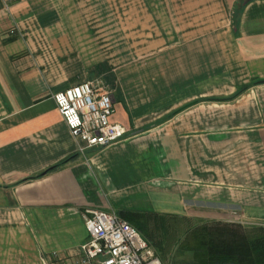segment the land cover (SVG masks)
<instances>
[{
	"label": "crops",
	"instance_id": "obj_1",
	"mask_svg": "<svg viewBox=\"0 0 264 264\" xmlns=\"http://www.w3.org/2000/svg\"><path fill=\"white\" fill-rule=\"evenodd\" d=\"M99 77L82 154L53 95ZM87 209L264 228V0H0V264H84Z\"/></svg>",
	"mask_w": 264,
	"mask_h": 264
},
{
	"label": "built area",
	"instance_id": "obj_2",
	"mask_svg": "<svg viewBox=\"0 0 264 264\" xmlns=\"http://www.w3.org/2000/svg\"><path fill=\"white\" fill-rule=\"evenodd\" d=\"M53 100L73 137L83 143L82 154L114 146L128 134L125 127L111 121L114 100L104 78L55 93ZM84 222L89 233L82 246L84 264H163L140 232L116 213L87 209Z\"/></svg>",
	"mask_w": 264,
	"mask_h": 264
},
{
	"label": "trees",
	"instance_id": "obj_3",
	"mask_svg": "<svg viewBox=\"0 0 264 264\" xmlns=\"http://www.w3.org/2000/svg\"><path fill=\"white\" fill-rule=\"evenodd\" d=\"M120 217L146 237H150L148 225L152 220L163 223L173 219L170 216L136 212H126ZM193 251V261L184 264H264V228L257 227L254 233L246 234L239 224L216 223L214 228L205 227L200 230Z\"/></svg>",
	"mask_w": 264,
	"mask_h": 264
},
{
	"label": "rangeland",
	"instance_id": "obj_4",
	"mask_svg": "<svg viewBox=\"0 0 264 264\" xmlns=\"http://www.w3.org/2000/svg\"><path fill=\"white\" fill-rule=\"evenodd\" d=\"M215 224L216 222L187 223L173 219L162 223L152 220L148 225L150 237L143 233L141 235L147 239L163 264H184L194 259L193 248L200 230L205 227L214 228ZM239 225L246 234H252L257 229V226Z\"/></svg>",
	"mask_w": 264,
	"mask_h": 264
}]
</instances>
